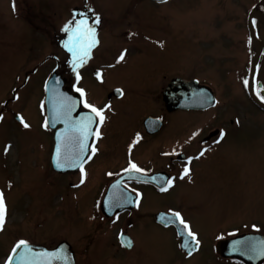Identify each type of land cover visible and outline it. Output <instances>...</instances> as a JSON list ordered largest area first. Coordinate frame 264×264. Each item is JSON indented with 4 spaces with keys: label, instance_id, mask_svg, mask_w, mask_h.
<instances>
[{
    "label": "flooded vegetation",
    "instance_id": "obj_1",
    "mask_svg": "<svg viewBox=\"0 0 264 264\" xmlns=\"http://www.w3.org/2000/svg\"><path fill=\"white\" fill-rule=\"evenodd\" d=\"M151 1L161 6L173 0ZM193 10L195 8L191 12ZM206 10L204 21L195 24L194 17L191 18L187 30L193 58V67L187 75L180 69L165 71L161 60L145 61L151 47L166 50L167 39L175 36L176 30L123 24L126 13L124 17L118 16V23L114 24L108 15L95 10L79 14L74 31L80 39L75 44L72 42L75 46H69L74 52L65 47L69 44L67 33L61 45L63 63L56 62L49 71L48 79L54 69L61 73L62 86L58 90L61 95L57 98L61 110L60 113L52 111V99H48L45 86V125L47 122L50 137L34 143L36 149L33 151L39 149L50 171L59 174L63 178L61 182L72 192L82 191L81 188L100 189L98 226L106 234L108 231V241L117 248L115 253L125 255L124 264H162L156 254L153 255L155 250L148 256L144 254H149L142 246L146 242L140 241L137 234L139 219L144 215L141 205L146 192L162 194L174 188L179 180L194 181V162L203 160L210 167L218 157L210 159L208 156L221 153L228 129H237L238 133H242L246 125L264 129V0H236V9L230 15L225 0H209ZM97 16L100 22L95 24ZM231 17L235 20L229 25ZM89 27L94 28V36L87 31ZM115 35H124L128 46L121 43V47L116 48ZM93 40L95 45L89 47ZM111 50L114 55L108 64L98 61ZM74 64L80 66L74 67ZM133 64H138L137 70L144 66L140 74H132ZM110 69L118 72V78L109 83L105 98L97 99L92 87L104 81ZM180 77L189 81L188 90L183 89ZM245 80L249 82L248 87H245ZM171 86L174 99L169 101L166 95ZM77 89H83V97ZM17 92L15 89L13 96L4 101L0 121L7 115L21 124L26 122L22 110L6 109L18 97ZM181 95L191 98L192 107L178 105ZM83 101L104 109L102 123ZM180 114L184 118L182 129L177 123ZM89 116L95 122L88 124L90 131L82 136L77 129ZM120 119H125L124 123L117 125ZM125 130L129 131V137H123ZM81 140L90 146L83 153L80 152ZM202 151L204 154L200 155ZM58 155L66 163L82 155L83 177L80 166L57 167ZM130 163L144 171L131 170ZM185 167L189 169L187 175H184ZM9 182L10 178L6 183L0 179V192L7 208L5 224L0 230V264H7L13 248L22 240L27 244L17 249L11 264H98L97 258L101 255L95 252L100 250L94 247L99 243L101 230L99 233L95 230L96 236L86 232L77 239L66 234L37 236L35 213L21 207L20 191ZM161 187L168 190L161 191ZM80 197L78 193V201ZM126 198H131L133 203L123 202ZM116 199L122 201L119 207L114 206ZM177 212L188 226L184 235L180 234L183 225L165 224L161 219ZM149 214L155 224L175 233L169 239L175 249L173 264L178 260L184 264H264V230L257 224L232 227L227 234L212 236L205 242L181 210L159 207ZM21 223L29 224L31 235H21ZM189 230L195 234L198 245L187 236ZM253 233L258 235L251 236ZM186 239L195 249L191 255V249L183 246ZM129 240L131 247L124 246ZM157 242L154 240L153 244Z\"/></svg>",
    "mask_w": 264,
    "mask_h": 264
},
{
    "label": "rangeland",
    "instance_id": "obj_2",
    "mask_svg": "<svg viewBox=\"0 0 264 264\" xmlns=\"http://www.w3.org/2000/svg\"><path fill=\"white\" fill-rule=\"evenodd\" d=\"M208 1L173 0L156 6L151 0H0V108L13 96L14 90H18V97L6 109L25 112L27 120L24 124L28 125L25 127L7 115L1 119L0 179L6 183L10 178L9 183L20 191L21 207L35 213L37 236L66 234L77 239L86 232L96 236L101 230L97 207L100 189L81 188L84 193L80 190L72 192L61 182L63 178L59 174L50 171L39 149L33 151L36 149L34 143L50 137L45 126V86L52 66L58 61L63 63L61 45L65 34L69 33L68 45L75 46L72 42L77 41L74 30L79 23V14L95 10L98 14L108 15L116 24L118 16L124 17L126 13L123 24L173 28L176 35L168 37L166 50L151 47L145 61L161 60L165 71L180 69L187 75L193 67L187 30L191 18L194 17L195 24L204 21ZM225 2L230 15L236 9V0ZM233 19L228 20L229 25L234 24ZM66 25L68 31L64 30ZM104 39L107 40L105 36ZM113 39L116 48H120L121 43L128 46L124 35H115ZM112 55L111 50L98 61L108 64ZM137 67L138 64L132 65V74L138 75L144 68L137 70ZM117 74L110 69L105 80L92 87L96 92L94 97L105 98L109 83L118 78ZM124 120L120 119L116 124H123ZM183 120L180 114V121L177 120L180 129L184 126ZM125 136L129 137V131L125 130ZM220 152L208 156L210 159L218 157L210 167L203 160L194 162V181L191 183L179 180L168 192H146L141 205L144 215L137 226L140 241L146 242L142 244L149 253H144L146 256L155 250L153 255L156 254L162 264H173L171 259L175 249L169 239L175 233L155 224L149 214L159 207L181 210L205 242L244 224H257L264 230V129L247 125L242 133L228 129V138L221 144ZM20 227L21 235H31L28 223H21ZM98 236L99 243L94 248L100 250L95 254L101 256L97 263L124 264L125 255L115 253L117 248L108 241V231L107 234L102 231ZM154 240L158 242L153 244ZM177 264L184 263L178 260Z\"/></svg>",
    "mask_w": 264,
    "mask_h": 264
},
{
    "label": "snow or ice",
    "instance_id": "obj_3",
    "mask_svg": "<svg viewBox=\"0 0 264 264\" xmlns=\"http://www.w3.org/2000/svg\"><path fill=\"white\" fill-rule=\"evenodd\" d=\"M99 22H100V20H99V17L97 16L95 18L94 23L95 24H98ZM81 23H84V21H81ZM64 30L65 31H68V26L67 25H66V27H65ZM87 31L91 32L93 34V36H94V28L89 27L87 29ZM76 39L78 40V39H80V37H76ZM95 43H96V41L93 40L92 43L89 45V47L94 46ZM65 47L69 48V51H73L74 52V49L71 48V47H69L68 44H65ZM123 58H124V56H123V53H122L119 59L122 60ZM80 60H81V63H82L83 62V58L81 57ZM79 66H80V64H74V67H79ZM98 76H99V73H98ZM248 83L249 82L247 80L244 81L245 87H248ZM77 91L81 93V96L82 97L84 96L83 89H77ZM122 94L123 93L121 92V95ZM83 103H84V106L85 107L91 109V112L94 113L96 117H99V123H102L103 120H104V116H103L104 109H98L94 105L87 103V101H83ZM69 110H71V109H69ZM21 121L23 123V118H21ZM92 122H95V121H93L92 117L89 116L87 122H82L80 124V126L78 127L77 130L81 133L82 136L85 135L88 131H90V129L88 127V124L89 123H92ZM52 123H55V120H53ZM24 126L25 127H28L27 124H24ZM45 126H47V122H46V125ZM85 138H86V136H85ZM221 138H223V132H221ZM89 147H90L89 145H87L86 143L83 142V140H81V142H80V152L81 153H83L84 151H86ZM58 153H59V149H58ZM203 154L204 153L202 151L200 153V155H203ZM88 158L91 159V156H89ZM81 161H83V156L82 155H77L76 159L74 161H72L71 163H66L64 161H61L60 158H59V155H58V157H57V167L64 168V167H76V166H80L81 167V171H82V177H83L84 173H83L82 164L80 163ZM189 162H190V160H189ZM130 169L131 170H134L136 172H143L144 171L143 169L139 168L134 163H130ZM125 171L126 172L129 171V169H125ZM188 172H189V169L187 167H185V169H184V175H187ZM83 182H84V180L82 178L81 179V183H83ZM167 185H168V187L171 186V180L167 181ZM160 190L161 191H167L168 188L167 187H161ZM137 195H139V194H137ZM123 202L133 203V200L131 198H126V200L123 201ZM121 203H122L121 200L116 199V203H115L114 206L115 207H119L121 205ZM6 212H7V208H6V204H5L4 195H3L2 192H0V230H2L3 227H4ZM161 219H162V222H164L165 224H168V223H179L180 225H183V228L181 229V232H180L181 235H184L185 234V230L188 228L187 223L184 221V219L180 216V213H178V212L172 214V216L164 215V216L161 217ZM187 236L192 241H195V234L192 233L190 230L187 231ZM122 243H124V242L122 241ZM195 243L198 245L199 242L198 241H195ZM26 244H27V241H23V240L22 241H19L17 243V245L13 248V255H10L9 258H8L7 264H11V261L14 259V254L16 253L17 249L20 248L23 245H26ZM124 246L131 247V241L130 240L127 241V243L124 244ZM183 246L185 248H190L191 249L189 251V255H191L192 251L195 250L194 248H191V244L189 243V240L188 239L185 240V243H184ZM262 254H264V253H262ZM56 258L57 259H66V257H56Z\"/></svg>",
    "mask_w": 264,
    "mask_h": 264
},
{
    "label": "water",
    "instance_id": "obj_4",
    "mask_svg": "<svg viewBox=\"0 0 264 264\" xmlns=\"http://www.w3.org/2000/svg\"><path fill=\"white\" fill-rule=\"evenodd\" d=\"M158 1H163V0H158ZM180 84L184 87L183 89H189L190 83L189 81H186L184 79L180 80ZM61 89V81L60 78L58 77L57 73L54 71L52 77L49 79L48 83H47V90L49 92L48 94V99H52V111L54 113H60L61 110V103H59V101H57V98L60 97V93L58 92V90ZM172 86L169 87L168 89V93L166 95V98L169 101H172L174 99L173 95H172ZM178 105H181L182 107H191L192 101L191 98L188 95H181L180 96V100L178 101ZM258 234L253 233L251 236H256Z\"/></svg>",
    "mask_w": 264,
    "mask_h": 264
},
{
    "label": "bare ground",
    "instance_id": "obj_5",
    "mask_svg": "<svg viewBox=\"0 0 264 264\" xmlns=\"http://www.w3.org/2000/svg\"><path fill=\"white\" fill-rule=\"evenodd\" d=\"M86 12H89V10H88V11H86ZM86 12H85V13H86ZM54 71L57 73L58 77L60 78V81H61V86H62V80H61V78H62V77H61V73H60V72H58L56 69H54V70H53V72H54ZM53 72H52L51 76L49 77V79L52 77V75H53ZM180 78H181V79H184V78H182V77H180ZM49 79H48V81H49ZM46 88H47V85H46ZM47 91H48V90H47ZM48 93H49V92H48ZM191 107H192V106H191Z\"/></svg>",
    "mask_w": 264,
    "mask_h": 264
}]
</instances>
